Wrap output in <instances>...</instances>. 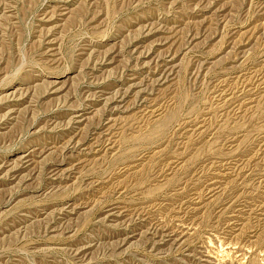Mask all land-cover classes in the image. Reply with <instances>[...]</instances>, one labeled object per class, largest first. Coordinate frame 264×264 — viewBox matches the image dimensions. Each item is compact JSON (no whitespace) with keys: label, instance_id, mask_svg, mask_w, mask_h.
I'll return each mask as SVG.
<instances>
[{"label":"rangeland","instance_id":"rangeland-1","mask_svg":"<svg viewBox=\"0 0 264 264\" xmlns=\"http://www.w3.org/2000/svg\"><path fill=\"white\" fill-rule=\"evenodd\" d=\"M0 264H264V0H0Z\"/></svg>","mask_w":264,"mask_h":264},{"label":"bare ground","instance_id":"bare-ground-1","mask_svg":"<svg viewBox=\"0 0 264 264\" xmlns=\"http://www.w3.org/2000/svg\"><path fill=\"white\" fill-rule=\"evenodd\" d=\"M160 78V77H159ZM107 135V134H106Z\"/></svg>","mask_w":264,"mask_h":264}]
</instances>
